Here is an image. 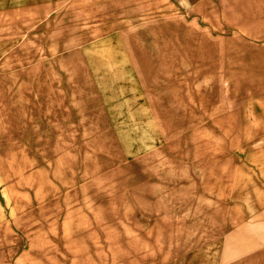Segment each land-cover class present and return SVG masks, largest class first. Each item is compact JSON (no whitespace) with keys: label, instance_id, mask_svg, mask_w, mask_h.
<instances>
[{"label":"rangeland","instance_id":"obj_1","mask_svg":"<svg viewBox=\"0 0 264 264\" xmlns=\"http://www.w3.org/2000/svg\"><path fill=\"white\" fill-rule=\"evenodd\" d=\"M263 118L264 0H0V264H184Z\"/></svg>","mask_w":264,"mask_h":264},{"label":"crops","instance_id":"obj_2","mask_svg":"<svg viewBox=\"0 0 264 264\" xmlns=\"http://www.w3.org/2000/svg\"><path fill=\"white\" fill-rule=\"evenodd\" d=\"M258 127L264 144V118ZM256 177L250 179L260 183ZM253 187L246 199L245 191L225 198L218 188L215 201L191 206L196 219L168 222L169 245L184 264H264V182Z\"/></svg>","mask_w":264,"mask_h":264}]
</instances>
